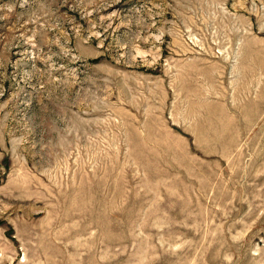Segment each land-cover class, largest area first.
Listing matches in <instances>:
<instances>
[{"label": "rangeland", "instance_id": "1", "mask_svg": "<svg viewBox=\"0 0 264 264\" xmlns=\"http://www.w3.org/2000/svg\"><path fill=\"white\" fill-rule=\"evenodd\" d=\"M0 264H264V0H0Z\"/></svg>", "mask_w": 264, "mask_h": 264}]
</instances>
